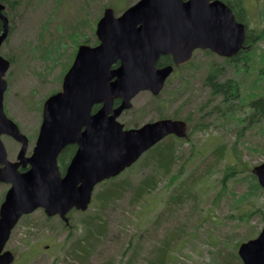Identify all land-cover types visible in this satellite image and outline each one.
Masks as SVG:
<instances>
[{
	"label": "rangeland",
	"instance_id": "obj_1",
	"mask_svg": "<svg viewBox=\"0 0 264 264\" xmlns=\"http://www.w3.org/2000/svg\"><path fill=\"white\" fill-rule=\"evenodd\" d=\"M11 1L14 3L9 9L11 28L0 46V55L11 59L4 74L7 86L3 109L27 136L29 156L41 122L43 102L60 90L77 46L96 44V22L105 7H111L118 15L137 0ZM243 5L248 28L260 33L264 28V0H244ZM253 49L249 53L254 59L251 67L235 75V67L222 57L197 50L187 67L177 70L170 78L159 99L147 91L139 92L132 99V108L119 117L127 126L157 119L159 114L191 116L188 136L174 140L178 156L174 168L163 174L153 159L142 155L114 177V181L136 183L147 173H155L158 178L155 189L138 201L130 202L129 190L103 205L94 198L86 210L69 213L68 225L58 217H46L42 209L23 217L5 244V249L14 255L10 264H72L66 252L71 250L76 237L85 236L88 219L92 224L104 220L105 231L96 248L79 264H128L129 261L144 264L154 258L156 244L169 242L159 264H226L219 254L237 255L238 245L255 237L263 225L257 214L245 222L239 220L238 214L251 205L259 206L264 212V195L244 199L243 176L240 172L230 175L238 167L251 169L264 157V118L248 126L245 120L250 112L248 100L264 95L262 81L257 80L258 65L264 56V37L254 43ZM212 62L224 65V78L238 79L242 93L238 112L222 114L212 110L215 105L221 111L226 109L203 83ZM181 81L183 85L177 88ZM172 93L182 96L169 102ZM162 99H166L165 106L157 108ZM0 139L7 158L15 161L19 143L6 134ZM219 146H223L224 152L216 158L213 151ZM102 183L95 187L94 193L103 188ZM7 187L8 184L0 182V202ZM179 193L181 200L169 202ZM31 220L38 227L34 228L35 234L28 236L25 228ZM238 261L242 264L239 257Z\"/></svg>",
	"mask_w": 264,
	"mask_h": 264
},
{
	"label": "water",
	"instance_id": "obj_2",
	"mask_svg": "<svg viewBox=\"0 0 264 264\" xmlns=\"http://www.w3.org/2000/svg\"><path fill=\"white\" fill-rule=\"evenodd\" d=\"M0 17L1 45L7 20ZM95 35L98 43L78 45L61 89L44 100L29 156L27 136L3 109L10 63L0 55V136L20 143L16 160L10 161L0 139V182L9 184L0 203V264L13 260L3 249L22 215L42 208L47 216L67 222L70 209H87L98 183L121 173L165 136H186L180 119L161 118L128 129L117 120L137 92L157 94L162 88L172 66L155 67L160 54H171L176 63L188 61L195 48L231 57L246 36L244 24L221 0H137L117 16L106 7ZM115 98L120 104L113 107ZM95 104L100 107L92 111ZM69 144L76 150L61 172L58 156ZM251 173L264 191V158ZM237 254L242 264H264V224L257 236L238 245Z\"/></svg>",
	"mask_w": 264,
	"mask_h": 264
},
{
	"label": "trees",
	"instance_id": "obj_3",
	"mask_svg": "<svg viewBox=\"0 0 264 264\" xmlns=\"http://www.w3.org/2000/svg\"><path fill=\"white\" fill-rule=\"evenodd\" d=\"M225 3L231 5L233 2L239 3V0H223ZM234 4H232L233 6ZM241 18V17H240ZM240 21H244L243 18L240 19ZM245 25L247 24L246 21H244ZM254 32V34H253ZM248 31V35L245 40L246 47L245 49L241 50L239 54H237L233 58H226L224 59V62L231 63L232 67H235L234 69V75L236 72L243 70L246 71L247 68L251 67V63L254 61L253 58H251V55H249L251 50L253 49V44L257 42L260 38L264 37V28L261 30L260 33H258L256 30ZM256 32V33H255ZM261 64L258 65L257 69V80L263 84L264 89V56L261 58L260 61ZM224 65L223 64H217L216 62H212L209 64L205 78L203 83L208 86L211 96L213 97H219V101L221 104L225 105L226 109L221 111V109L218 106H214L212 110H215L216 113H222L225 114L226 112H238L239 109L241 110V101H242V93L239 89V81L234 77L224 78ZM247 106L250 109V112L246 116L247 120V126L251 125L253 123L258 122L262 118H264V95L256 96L255 98H251L247 102ZM159 118L164 117L163 114H159ZM172 117H178L176 113L172 115ZM185 121L190 122L191 119L189 117H183ZM192 128L195 129L193 126ZM200 129V128H198ZM174 140L176 138L169 136L159 143H157L149 153H147V156L149 155L150 159H153L155 161L156 167L162 169L163 174H168L175 165L176 160H178V156L176 155V148L174 144ZM72 151L71 146H66L62 151L61 154L58 157V162L60 163V168H65V161L66 156L70 154ZM224 152L223 146H219L216 149H214L213 154L217 158L221 156ZM182 155L180 156V159ZM236 167H232V169H235ZM179 170L178 172H180ZM228 172L224 174L223 180H225L226 176H228ZM240 172V174L243 176L241 181L245 183V192H244V199H250V198H259L260 195H264V192L262 191L261 187L259 186L256 177L250 172L249 167H238L237 171L232 170L230 172V175L232 173L236 174ZM158 182L157 175L155 173H147L144 177H142L138 182L132 183L130 181H114V178L108 179L103 181V188L100 189L98 192L94 193L93 200L98 199L100 203L106 204L108 200L116 199L117 197H122V195L129 190L130 192V202L134 203L138 201L139 199L143 198L147 193L151 192L155 189ZM182 199V194H176L175 197H171L170 201L171 203L179 201ZM92 200V201H93ZM259 215L262 220L264 221V212L262 208L259 206L256 207L253 205L248 206L244 211H241L238 214L239 220L245 222L248 221L253 215ZM26 217V216H25ZM97 218H99L97 216ZM91 219L87 220V227H86V234L85 236H78L77 239L72 243V248L70 251L66 252V255L71 258L70 263L72 264H79L84 262L85 259L88 258L89 253L96 248L98 241H100L102 234L105 231V224L104 220L99 221L97 224H92ZM37 226V223L35 221H27V226L25 228L26 233L31 235L35 234L37 232L36 229H34ZM175 232V231H173ZM176 233H174L175 235ZM170 235H173L170 233ZM173 235V236H174ZM170 245V242L168 245H159L156 244L155 248V256L154 258H150L146 260V263L144 264H159L160 262H163L164 255L167 251L168 246ZM166 246V250H162V247ZM164 249V248H163ZM65 255V260L66 259ZM223 255V254H222ZM219 254L221 258H223V261L226 264H234V262H238V257L235 253L230 252V254H224L223 257ZM131 260V259H129ZM233 261V263H232ZM231 262V263H230ZM127 264V263H126ZM128 264H131V261H129ZM240 264V263H239Z\"/></svg>",
	"mask_w": 264,
	"mask_h": 264
},
{
	"label": "flooded vegetation",
	"instance_id": "obj_4",
	"mask_svg": "<svg viewBox=\"0 0 264 264\" xmlns=\"http://www.w3.org/2000/svg\"><path fill=\"white\" fill-rule=\"evenodd\" d=\"M243 3H244V0H239V3L238 2H236V3H232V4H234L233 6H232V4L231 5H229V4H227L228 6H229V8L232 10V13L234 14V16L238 19V20H240L241 18H243V20H246L245 19V17H244V12H245V9H244V5H243ZM13 1H11V0H0V14L1 15H3L5 18H6V20H7V34L9 33V29L11 28V26H10V23H11V20H12V18H11V12L9 11V9L11 8V7H13ZM12 10V9H11ZM241 17V18H240ZM2 31H3V20L1 19V17H0V34L2 33ZM97 39V38H96ZM98 43V40H97V42H96V44ZM81 44V43H80ZM96 44H94V45H96ZM93 46V45H92ZM197 50H206V49H200V48H195V49H193L192 50V53H191V57H190V59L188 60V61H186V62H183V63H176V62H174V60H173V58H172V55L171 54H160L159 55V57H158V59H157V61H156V63H155V67H157V68H161V67H163V66H167V65H171L172 66V71H171V73L167 76V78L165 79V81H164V83H163V86H162V88L159 90V92L157 93V94H153L151 91H149V90H140L139 92H141V91H147V92H149L150 94H151V96L152 97H154L155 99H159V95L161 94V93H163V91H164V89H166V86L169 84V81H170V78L173 76V75H175L176 73H177V70H179V69H183V68H185V67H187V65L191 62V58L193 57V55H194V52L195 51H197ZM208 51V50H207ZM223 58V57H222ZM224 59V58H223ZM10 61H11V59H9ZM219 64V63H218ZM116 66H118V62H116L115 64H113V68L114 67H116ZM69 68V67H68ZM68 70V69H67ZM66 70V71H67ZM185 75H186V77L185 78H188L189 77V75L187 74V73H185ZM185 80H187V79H185ZM204 81V80H203ZM180 85H183V83H182V81L179 83V85L177 86V88L178 87H180ZM186 85V84H185ZM205 85V84H204ZM206 87H208L207 85H205ZM181 89V91H184L183 90V87H181L180 88ZM139 92H137V94L139 93ZM210 92V91H209ZM136 94V95H137ZM135 95V96H136ZM134 96V97H135ZM182 95H177V94H174V93H172V95L168 98V101L169 102H173V101H175L176 99H178V98H180ZM133 97V98H134ZM132 98V99H133ZM132 99H131V107L130 108H126V109H123L122 110V112L119 114V116H118V120L120 121V119H119V117L121 116V115H123L126 111H128L129 109H131L132 108ZM163 102H166V99H162V100H160L158 103H157V108H158V106H165L164 105V103ZM120 104V98H115V99H113V107H116V106H118ZM100 107V104H95L94 106H93V110L92 111H95L96 109H98ZM156 108V109H157ZM41 115H42V113H41ZM178 115V114H177ZM185 117V116H184ZM186 117H191L190 115H187ZM162 118H168V116L167 117H162ZM171 118H174V117H171ZM175 118H177V119H183V117H180L179 115H178V117H175ZM158 119H161V118H157V119H154V120H158ZM154 120H148V121H146V122H144V123H147V122H152V121H154ZM184 120V119H183ZM185 121V120H184ZM121 122V121H120ZM122 123V122H121ZM144 123H141V124H136V125H134V126H127V125H125L124 123H122L123 124V128L124 129H128V128H137V127H139V126H141V125H143ZM185 123H186V126H187V129H188V131H190L191 130V127H190V122H188V121H185ZM194 126V125H193ZM166 137H168V135L166 136ZM166 137H164L163 139H165ZM67 146H71L72 147V151H71V153L70 154H68L67 156H66V163H65V167L67 166V164L70 162V160H71V158H72V156L74 155V152H75V150H76V145L75 144H69V145H67ZM66 147V146H65ZM64 147V148H65ZM63 148V149H64ZM150 150L151 149H149L148 150V152H144L142 155H144V156H146V154L147 153H149L150 152ZM61 154V153H60ZM141 155V156H142ZM150 155V154H149ZM148 155V156H149ZM27 168V166L26 167H19V170H25ZM65 168H63V170H64ZM127 169V168H126ZM38 209H40V208H38ZM41 210V209H40ZM72 210H78V209H75V208H72L68 213H67V217H68V215H70L69 213L72 211ZM78 211H81V210H78ZM26 215H28V214H26ZM51 217H58L59 219H61L59 216H57V215H55V216H51ZM69 224V222H67V224L66 225H68Z\"/></svg>",
	"mask_w": 264,
	"mask_h": 264
},
{
	"label": "bare ground",
	"instance_id": "obj_5",
	"mask_svg": "<svg viewBox=\"0 0 264 264\" xmlns=\"http://www.w3.org/2000/svg\"><path fill=\"white\" fill-rule=\"evenodd\" d=\"M53 94V93H52Z\"/></svg>",
	"mask_w": 264,
	"mask_h": 264
}]
</instances>
